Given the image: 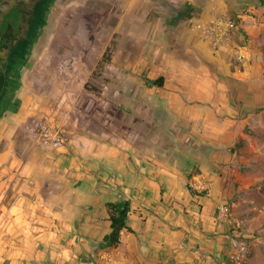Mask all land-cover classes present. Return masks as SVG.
Here are the masks:
<instances>
[{
    "label": "crops",
    "instance_id": "crops-1",
    "mask_svg": "<svg viewBox=\"0 0 264 264\" xmlns=\"http://www.w3.org/2000/svg\"><path fill=\"white\" fill-rule=\"evenodd\" d=\"M103 2L101 17L89 19L86 49L78 35L72 48H84L82 58L99 53L98 65L114 42L101 75L109 81L92 90V70L82 71L88 62L73 68L82 80L75 85L74 76L52 114L68 143L43 145L0 128V264H228L235 244L217 216L229 197L222 170L237 159L247 113L264 99V24H257L264 7L260 0ZM193 9L204 21L222 14L236 21L228 52L216 53L191 30ZM160 77L162 86L149 84ZM23 98L24 113L31 100ZM121 200L131 201L129 228L106 247L107 204Z\"/></svg>",
    "mask_w": 264,
    "mask_h": 264
},
{
    "label": "rangeland",
    "instance_id": "rangeland-1",
    "mask_svg": "<svg viewBox=\"0 0 264 264\" xmlns=\"http://www.w3.org/2000/svg\"><path fill=\"white\" fill-rule=\"evenodd\" d=\"M104 6L106 4L103 0H78L76 2L74 16L69 23H60L61 28L57 38L52 47L44 54L41 61L43 69L33 74L34 76L26 90L27 94H25V97L29 96L31 100L28 107L20 118L14 119L8 130L11 128L18 129L17 135L21 134L23 139L34 142L29 137L28 130L25 129L31 119L30 116L26 117V114L31 113V111H37L40 114L43 111L46 117H44L45 115L36 117L46 119L52 124L54 121L52 114L55 115L56 108H58L57 98L64 97L69 92L67 89L69 85L71 86V80L74 82L73 68L77 69L80 63L88 62L90 66V69L82 70L86 77L92 70L88 87L96 91L104 89V84L109 80L101 79L103 67L99 66V63L96 65L100 54L97 52L95 54L87 53L82 58L81 51L84 48H72V41L78 35L80 37L78 43L86 49L89 44L87 40V36L89 37L88 29L93 28L94 25L91 21L89 22V19L93 14L99 16L98 11H101ZM262 18L264 19V14L261 19L258 18L260 21L257 24H264ZM261 35H264L263 31ZM76 71L79 75L81 74V70ZM81 80L82 76H78L75 85H78ZM262 98L263 95L261 94L260 99ZM46 102L50 109L45 106ZM64 104L66 110L69 105ZM247 114L246 119H244L243 135L233 148L234 152H237V159L229 163L228 168L226 167L222 172L229 179L227 202L235 203L232 213L240 222L244 229L245 239L248 240L252 248L251 255L244 264H264V99ZM48 115L52 119L47 118ZM3 125L5 124H2V128ZM1 141L4 139H1L0 143ZM2 175L3 172L0 170V177ZM4 181V179L0 180V207L6 201L3 197V192H5ZM8 199L9 197H7ZM228 264H231L230 260Z\"/></svg>",
    "mask_w": 264,
    "mask_h": 264
},
{
    "label": "flooded vegetation",
    "instance_id": "flooded-vegetation-1",
    "mask_svg": "<svg viewBox=\"0 0 264 264\" xmlns=\"http://www.w3.org/2000/svg\"><path fill=\"white\" fill-rule=\"evenodd\" d=\"M77 1L0 0V128L23 115V95Z\"/></svg>",
    "mask_w": 264,
    "mask_h": 264
},
{
    "label": "built area",
    "instance_id": "built-area-1",
    "mask_svg": "<svg viewBox=\"0 0 264 264\" xmlns=\"http://www.w3.org/2000/svg\"><path fill=\"white\" fill-rule=\"evenodd\" d=\"M186 21L192 31L199 32L205 41L216 52H228L231 48V37L237 29L236 21L227 14L217 15L209 20H202L193 9L188 13ZM29 137L35 142L43 145L62 147L69 141V137L61 129L53 126L48 120L40 117L31 118L26 125ZM192 187L199 192L206 191L202 183L193 182ZM235 203H220L218 205V219L225 221L231 228V238L234 249L229 256L231 264H244L250 257L252 248L243 234L244 229L240 222L234 217L232 208Z\"/></svg>",
    "mask_w": 264,
    "mask_h": 264
},
{
    "label": "trees",
    "instance_id": "trees-1",
    "mask_svg": "<svg viewBox=\"0 0 264 264\" xmlns=\"http://www.w3.org/2000/svg\"><path fill=\"white\" fill-rule=\"evenodd\" d=\"M261 5L264 6V0H260ZM115 49V43L113 42L104 52L99 66L104 67L110 64ZM165 79L160 77L156 80H149V84L153 86H162ZM88 88V85H87ZM251 132V131H250ZM111 214V233L105 237L106 247L117 246L121 242V232L128 227L129 213L131 211V201L121 200L118 202H109L107 204Z\"/></svg>",
    "mask_w": 264,
    "mask_h": 264
}]
</instances>
